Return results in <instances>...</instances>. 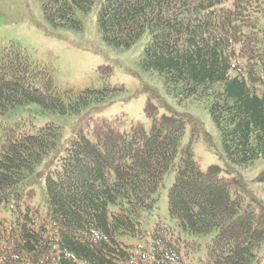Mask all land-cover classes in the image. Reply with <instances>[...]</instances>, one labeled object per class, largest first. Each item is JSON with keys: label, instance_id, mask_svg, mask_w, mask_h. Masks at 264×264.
Here are the masks:
<instances>
[{"label": "trees", "instance_id": "16d2710c", "mask_svg": "<svg viewBox=\"0 0 264 264\" xmlns=\"http://www.w3.org/2000/svg\"><path fill=\"white\" fill-rule=\"evenodd\" d=\"M98 0H42L55 26L82 29ZM103 0L97 22L111 46L129 48L145 34V70L157 72L169 93L205 98L225 157L247 167L264 160V0ZM110 74V68L99 67ZM119 87L60 92L51 68L16 41L0 43V115L31 103L57 114L103 109ZM149 114L154 116L153 110ZM55 122L31 129L0 124V204L13 198L10 220L0 217L4 264H184L181 232L210 234L200 264H264V207L205 173L184 129L154 119L147 131H115L103 123L62 144ZM47 161V163H46ZM176 171L168 193L172 225L158 222L141 245L121 236L144 235L164 175ZM44 180L49 215L32 198ZM257 180L264 184V171ZM179 229V230H178Z\"/></svg>", "mask_w": 264, "mask_h": 264}, {"label": "rangeland", "instance_id": "374dc122", "mask_svg": "<svg viewBox=\"0 0 264 264\" xmlns=\"http://www.w3.org/2000/svg\"><path fill=\"white\" fill-rule=\"evenodd\" d=\"M98 0L87 14L78 11L82 29L55 26L45 15L42 0H0V43L18 42L29 56L52 69L55 84L60 92L81 91L86 88H102L105 85L119 87L110 100L96 111L87 108L79 114H57L42 110L36 103L20 105L0 115L1 125L18 123L32 130L46 122L62 126V144L78 131L93 137V131L103 123L111 124L115 131H129L131 125H140L149 131L157 119L166 127L181 125L184 136L181 150L190 142L195 159L205 173L232 182L245 202L252 203L257 213L264 207V184L257 180L264 171V160L242 167L232 164L224 155L221 134L209 110V101L203 98L184 99L169 93L164 79L157 73L145 70L141 65L142 52L150 38L147 33L129 48L109 45L98 27ZM232 0L226 5H232ZM110 68V74L99 67ZM153 110L154 116L149 114ZM47 163V161H46ZM172 168L164 175L155 193L154 211L143 221L144 235L121 236L127 244L141 245L160 221L172 225L169 216L168 193L175 181ZM44 180L35 184L36 194L31 203L42 217L49 215ZM23 197L13 198L0 204V217L10 220L14 216L15 202L24 203ZM15 201V202H14ZM179 230V229H178ZM187 241H195L185 248L184 264H200L207 253L210 234L181 232ZM0 264H4L0 260Z\"/></svg>", "mask_w": 264, "mask_h": 264}]
</instances>
